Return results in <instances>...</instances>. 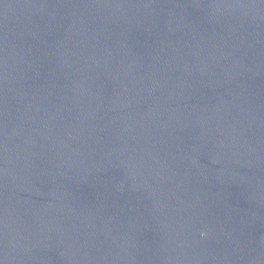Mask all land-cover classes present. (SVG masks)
Masks as SVG:
<instances>
[{"label":"water","instance_id":"obj_1","mask_svg":"<svg viewBox=\"0 0 264 264\" xmlns=\"http://www.w3.org/2000/svg\"><path fill=\"white\" fill-rule=\"evenodd\" d=\"M0 264H264V0H0Z\"/></svg>","mask_w":264,"mask_h":264}]
</instances>
